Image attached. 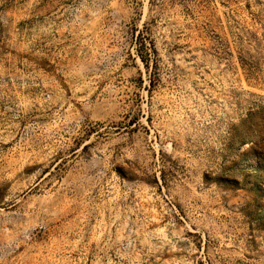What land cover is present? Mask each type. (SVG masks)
<instances>
[{
  "label": "rangeland",
  "instance_id": "rangeland-1",
  "mask_svg": "<svg viewBox=\"0 0 264 264\" xmlns=\"http://www.w3.org/2000/svg\"><path fill=\"white\" fill-rule=\"evenodd\" d=\"M0 264H264V0H0Z\"/></svg>",
  "mask_w": 264,
  "mask_h": 264
}]
</instances>
